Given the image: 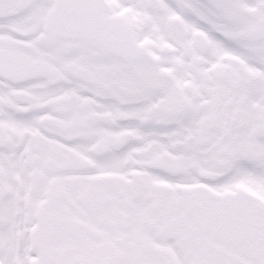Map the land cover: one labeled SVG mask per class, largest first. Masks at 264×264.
Masks as SVG:
<instances>
[{
	"label": "snow or ice",
	"instance_id": "1",
	"mask_svg": "<svg viewBox=\"0 0 264 264\" xmlns=\"http://www.w3.org/2000/svg\"><path fill=\"white\" fill-rule=\"evenodd\" d=\"M0 264H264V0H0Z\"/></svg>",
	"mask_w": 264,
	"mask_h": 264
}]
</instances>
